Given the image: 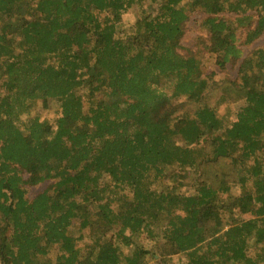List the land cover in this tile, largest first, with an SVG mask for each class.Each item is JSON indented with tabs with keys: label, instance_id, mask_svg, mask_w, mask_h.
Segmentation results:
<instances>
[{
	"label": "trees",
	"instance_id": "trees-1",
	"mask_svg": "<svg viewBox=\"0 0 264 264\" xmlns=\"http://www.w3.org/2000/svg\"><path fill=\"white\" fill-rule=\"evenodd\" d=\"M193 11L236 81L179 53ZM263 32L264 0H0V264H264Z\"/></svg>",
	"mask_w": 264,
	"mask_h": 264
},
{
	"label": "rangeland",
	"instance_id": "rangeland-1",
	"mask_svg": "<svg viewBox=\"0 0 264 264\" xmlns=\"http://www.w3.org/2000/svg\"><path fill=\"white\" fill-rule=\"evenodd\" d=\"M139 13L136 8H131L126 13L121 16V21L118 24V31L121 36H125L128 28L138 19ZM222 18H228L232 20L236 15L229 13H222L219 15ZM204 18V15L199 11H193L189 13L188 19L181 26V38L180 45L183 50H179L181 55L192 54L201 62L202 68V77L210 79L213 81L228 80L236 81L239 73V63L233 65H227L224 68L220 69L215 64L214 58L205 50L206 44H208V34L201 27V22ZM240 48L242 50V57H246L251 51L256 49L264 48V32L251 44L243 46L240 39ZM260 87V86H259ZM183 101V100H181ZM239 104H231L230 106L220 107L218 113L223 115L226 111V108H229L230 111H235ZM188 110H191L192 107L186 105ZM33 114H39L42 119L50 120L54 117V108H51V105L38 103V105L33 109ZM24 119V116L22 117ZM179 145H183L182 139L177 136L175 137ZM51 185L50 181H46L34 186L27 187L26 196L31 199L42 191L48 189ZM189 190V187H185ZM189 192V191H188ZM237 191H233V194H236ZM242 219H244L242 217ZM146 247L150 245L145 241L142 242Z\"/></svg>",
	"mask_w": 264,
	"mask_h": 264
}]
</instances>
